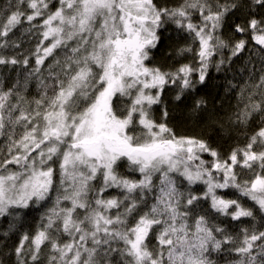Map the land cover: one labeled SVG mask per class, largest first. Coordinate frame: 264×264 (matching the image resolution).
Instances as JSON below:
<instances>
[{
	"label": "snow or ice",
	"instance_id": "6c2138e0",
	"mask_svg": "<svg viewBox=\"0 0 264 264\" xmlns=\"http://www.w3.org/2000/svg\"><path fill=\"white\" fill-rule=\"evenodd\" d=\"M254 2L264 8V0ZM238 7L236 0H180L172 7L155 0H10L0 9V49L12 46L10 34L25 22L42 37L28 77L55 50L63 52L39 79L36 95L29 94L27 78L0 90L6 141L0 217L44 206L55 192L39 229L16 247L17 264H216L213 253L229 244L232 264H264V231L244 229L237 245L212 223L213 213L255 220L258 212L264 220V126L225 159L205 140L178 136L152 114L170 86L180 101L205 84L210 66L219 71L226 61L214 57L221 49L230 47L235 56L248 39L264 49V16L237 24L235 32L247 38L232 44L218 34ZM169 24L194 34L195 63L171 70L150 63ZM18 64L27 67L29 60L0 52V66ZM251 88L247 95L241 89L240 125L264 113V75ZM205 106L200 98L194 111ZM125 161L138 178L118 172ZM238 167L250 177L241 181ZM198 184L205 186L200 195L192 188ZM229 188L254 202L255 211L218 194ZM112 189L120 195L106 196Z\"/></svg>",
	"mask_w": 264,
	"mask_h": 264
},
{
	"label": "trees",
	"instance_id": "16d2710c",
	"mask_svg": "<svg viewBox=\"0 0 264 264\" xmlns=\"http://www.w3.org/2000/svg\"><path fill=\"white\" fill-rule=\"evenodd\" d=\"M9 2L10 0H0V9L7 8ZM11 2L15 3V0H11ZM155 2L162 7H172L180 0H155ZM236 2L239 7L225 17L223 26L218 33L230 44L241 38H247L235 32L237 24L243 25L253 17L260 19L264 16V8L255 4L254 0H236ZM193 22L199 23L198 17H194ZM28 28L27 22L22 24L14 30V34H10L9 39L12 46L0 49V52L6 55L18 58L27 57L29 60L27 67L23 64L0 66V90L6 91L13 87L17 81L24 84L27 78L28 92L34 96L37 93L39 79L48 77V65L54 63V57L62 60L63 52L60 49L55 50L53 56L45 59L40 73L28 77V73L32 72L36 66L34 53L42 40L35 29L27 31ZM2 42L3 38H0V43ZM49 43L50 41H44V46ZM188 48H191L192 51H182ZM198 48L199 42L194 39V34L190 35L177 28L175 24H169L167 31L162 34L161 43L152 50L150 63L163 70H171L184 63H195V52L198 51ZM40 55L43 53L41 52ZM221 58L226 62L221 65L220 70L217 71L215 66H210L209 78L205 84L197 85L194 92L186 93L180 101L175 100L174 86L166 89L162 96V104L154 105L152 114L157 121L167 123L178 136H195L205 140L211 148L226 159L234 149L244 147L247 138L264 126V113H254L245 125H240L235 120V113L239 110L241 89H245V95H247V92L253 90L251 86L259 81L261 75H264V49L248 39L245 48L235 56L231 55L230 47L221 49L214 60L219 61ZM200 98L206 101V106L194 111L195 101ZM259 98L257 95L256 99ZM165 109L168 112L166 120L163 117ZM5 144V138L0 137V149H3ZM204 159L211 160L212 157L204 154ZM236 171L241 181L248 179L251 175L247 169L238 167ZM118 172L128 178L139 177L138 172L129 171L126 161L122 163ZM192 188L196 194L200 195L205 186L198 184L193 185ZM218 194L225 198L238 199L242 206L251 207L255 211L254 202L243 197L234 188L218 190ZM105 195L119 196L120 193L119 190L112 189ZM54 199L55 192L51 196V200ZM51 200L43 202L44 206L33 205L28 209H18L19 215L16 217H0V264H17L16 247L19 246L24 235L31 237L39 229L41 217L51 206ZM202 203L205 209L212 211L209 207L210 201ZM213 214L215 215V220L212 221L213 225L222 228L226 234L232 236L237 245L243 238L244 229L251 231L252 226L255 225L259 230L264 231V227H261L264 220L261 219L262 214L258 212L255 220L249 217L233 220L230 215ZM256 243L261 242L257 241ZM27 244L26 241V247ZM233 247V244L225 245L220 253H213L216 264H232L236 254L225 249ZM257 251L258 249H254V254ZM44 252L46 253L47 249H44ZM29 264H31L30 261Z\"/></svg>",
	"mask_w": 264,
	"mask_h": 264
}]
</instances>
